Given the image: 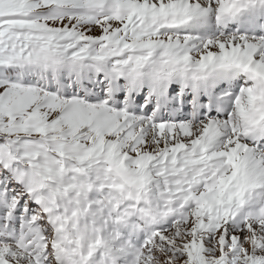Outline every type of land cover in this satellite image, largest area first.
<instances>
[{"label": "snow or ice", "instance_id": "1", "mask_svg": "<svg viewBox=\"0 0 264 264\" xmlns=\"http://www.w3.org/2000/svg\"><path fill=\"white\" fill-rule=\"evenodd\" d=\"M0 264H264V0H0Z\"/></svg>", "mask_w": 264, "mask_h": 264}]
</instances>
